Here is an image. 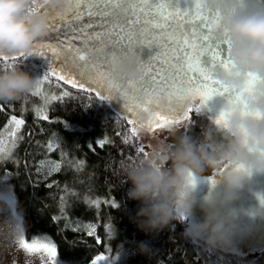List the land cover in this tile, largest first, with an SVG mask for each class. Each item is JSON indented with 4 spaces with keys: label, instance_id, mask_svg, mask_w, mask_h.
<instances>
[{
    "label": "trees",
    "instance_id": "16d2710c",
    "mask_svg": "<svg viewBox=\"0 0 264 264\" xmlns=\"http://www.w3.org/2000/svg\"><path fill=\"white\" fill-rule=\"evenodd\" d=\"M7 57L0 61V71L17 67L30 75L37 72L31 58ZM65 88L66 93L47 107L31 90L15 101H0V131L12 116L24 120L11 153L0 161V186L15 196L27 241H50L60 261L68 264H87L100 255L109 257L112 264H264V249L237 254L205 242L198 247L193 242L201 241L185 237L179 221L150 233L138 228L133 219L136 202L128 198L130 181L124 169L127 161L142 155L125 143L137 125L128 124L129 119L86 88ZM191 121L193 142L200 143L206 132L211 140L221 139L205 115L193 111ZM168 133L164 130L161 137H166L167 145L173 144ZM159 135L155 138L162 141ZM101 141L107 142L101 146ZM139 143L146 152L151 150L140 136ZM57 165L59 170L52 171ZM46 167L51 171L44 174ZM91 228L95 234L89 236ZM141 242L149 245L148 253L140 251ZM209 248L215 251H204ZM244 255L245 261L241 260Z\"/></svg>",
    "mask_w": 264,
    "mask_h": 264
},
{
    "label": "snow or ice",
    "instance_id": "6c2138e0",
    "mask_svg": "<svg viewBox=\"0 0 264 264\" xmlns=\"http://www.w3.org/2000/svg\"><path fill=\"white\" fill-rule=\"evenodd\" d=\"M35 3L36 0H33ZM243 6L244 0H234L230 14ZM33 10L47 13L49 28L43 36L51 32L58 37L69 29L75 31V25L86 15L103 21L102 32L93 35L87 29L80 31L75 37H83L80 47L71 42L62 48L59 44L56 48L50 44L34 47L49 48L57 58L63 57V66L75 70L80 80H73L67 73L61 74L55 69L49 75H55L59 80L82 90L87 83L90 90H97L96 94L101 100L115 96L125 101L127 111L136 117L135 120L129 119L128 124L139 122L138 127L130 129L131 136L125 138V143L138 154H147L146 146L139 143L141 130L152 135L167 130L190 137L189 132L194 126L191 121L193 111L197 116L205 115L215 127L221 129L226 127L233 111L250 119H264V113L250 106V94L258 84L254 74H244V83L239 89L216 78L221 71L235 75L240 73L235 72L234 62L228 55L231 45L215 38L220 12L203 11L201 0H183V7L180 0H73L72 6L65 9L40 5L39 8L33 7ZM92 27V24L87 25L88 29ZM57 48L60 50L57 51ZM132 50L137 53L136 63L143 68L142 76L136 79L127 77L119 69L121 58ZM18 55L27 58L26 53L19 52ZM16 58L12 57L13 60ZM8 59L0 52V61ZM44 79H49V76ZM40 86L37 80V91ZM104 92L108 95H104ZM11 121L17 128L24 124L23 119L15 116L11 117ZM181 127L184 129L182 133ZM106 142L101 141V146ZM168 147H174V144H168ZM4 159L3 150L0 149V161ZM57 170L58 165L52 169ZM224 170L221 168L219 171L223 173ZM233 170L251 175L241 165H236ZM216 177V173H213L192 179L191 182L194 188L197 185H212L217 182ZM3 180H7V174ZM0 200L9 205L3 214H11L19 230L15 241L18 248L29 254L46 252L55 264V245L50 241L34 239L28 242L25 239L22 217L16 213L15 196L8 192L0 195ZM107 203L112 207L117 206L112 201ZM260 203L264 204V199ZM261 228L264 229V226ZM94 234L95 229L91 228L88 235ZM97 240L99 242L98 237ZM193 243L203 248L202 241ZM204 251L211 254L215 250L209 248ZM237 254L240 253L237 251ZM104 259L98 256L92 264Z\"/></svg>",
    "mask_w": 264,
    "mask_h": 264
},
{
    "label": "clouds",
    "instance_id": "9594fccd",
    "mask_svg": "<svg viewBox=\"0 0 264 264\" xmlns=\"http://www.w3.org/2000/svg\"><path fill=\"white\" fill-rule=\"evenodd\" d=\"M43 7L65 9L73 0H40ZM234 0H201L205 12H220L215 38L230 45L228 55L235 65L233 72L221 71L216 78L239 89L244 74H254L258 84L250 94V106L264 113V0H244V6L234 14ZM49 28L47 13L33 10V0H0V52L31 53L34 42ZM135 50L119 63L120 72L129 78L142 76L143 68L136 63ZM34 86L33 77L21 68L0 71V101L10 102ZM221 139L214 141L205 133L200 143L183 135L174 147L155 143L146 155L130 159L124 169L130 187L128 198L136 202L133 219L142 231L150 233L166 227L172 221L184 224L183 234L190 240L203 239L207 245L230 243L235 234L234 220L241 194L251 191L257 202L264 199V189H253L252 178L264 176V119L255 120L233 111L226 127H216ZM241 165L251 172L234 171ZM224 172L220 173V169ZM217 175V182L201 190L192 179ZM199 216V218H196ZM6 238H16L19 230L12 218L0 228ZM142 253L149 245L139 244Z\"/></svg>",
    "mask_w": 264,
    "mask_h": 264
},
{
    "label": "rangeland",
    "instance_id": "374dc122",
    "mask_svg": "<svg viewBox=\"0 0 264 264\" xmlns=\"http://www.w3.org/2000/svg\"><path fill=\"white\" fill-rule=\"evenodd\" d=\"M36 4L37 6L35 7L39 8L41 5L40 0H37ZM26 57L29 59L31 58L32 67L37 71L36 73H33L31 75L34 81V86L31 88V91H33L36 94H39L43 101V103L41 104H44L43 106L47 107V105L52 100H54L53 97L57 98L58 96L65 94L66 93L65 87H69L72 84L67 83L64 80H59L58 77L55 75H49L52 69H55L57 72H60L61 74H65V73L61 71V68L58 66L53 52H51L46 47H40V48L33 47L31 53H26ZM27 58L21 57V60H26ZM45 76H49V79L45 80L44 79ZM70 78L74 80V78H72L71 76ZM37 80L40 81V85H41L39 91H37L35 88ZM55 83L59 85H56ZM53 86L57 87V89H55ZM134 124H136L137 127L139 126V123H134ZM19 128L20 127L17 128L14 122L10 120L8 124L0 131V149L3 150L5 157H7L11 153L13 144L16 142L17 139ZM181 132H182V127H181ZM139 136L141 141L143 143L144 142L147 143L150 149L158 141L163 142L165 144L167 143L165 141L166 137L165 136L161 137V134L159 135V137L162 139V141L155 138V135H152L143 130L140 131ZM179 136H181V134L177 135V134H173L172 132H169L167 138L169 141L172 140L174 144L176 138ZM46 168L47 169H45L43 172L44 174L51 171V169H48V167ZM46 170L47 172H45ZM6 194H7L6 188L3 185L0 186V195H6ZM8 207L9 205L4 200H0V228L4 227V220L6 218L14 219L11 214H7V215L3 214V210ZM17 238L18 237L6 238V236L3 233H0V264H53V259L50 258L46 252L41 251V252L29 254L26 253L24 250L19 249L17 244L15 243ZM40 241L47 242L45 240H40ZM200 241L205 242L203 239H200ZM28 242H32V241H28ZM100 256L105 257V259L97 261V264H112V261L109 257L105 255H100ZM95 259L88 262L87 264H92V262ZM241 260L245 261L247 260V257H245L244 255L241 258ZM55 264H68V263L60 261V259L57 256L55 258Z\"/></svg>",
    "mask_w": 264,
    "mask_h": 264
},
{
    "label": "water",
    "instance_id": "95a60500",
    "mask_svg": "<svg viewBox=\"0 0 264 264\" xmlns=\"http://www.w3.org/2000/svg\"><path fill=\"white\" fill-rule=\"evenodd\" d=\"M180 6L183 7V0H180ZM89 24L93 25V27L90 29L87 28V25ZM75 29V31L69 29L58 37H56L54 33L49 32V35L38 38L34 42L33 47L35 45L50 44L53 48H56L59 44L62 48L69 42H71L76 47H80L82 46L83 37H80L79 39L75 38L79 35L80 31L87 29V31L91 32L93 35L98 32H102L104 30L103 21L95 16L89 17L86 15L82 21L75 25ZM59 50L60 48H57V51ZM18 53L19 52H2L3 55L7 56L18 55ZM54 55L58 66L61 69L63 68V72L67 73L69 76H72L74 80L79 81L80 77L77 75L75 70L63 66V57L57 58L56 54ZM85 88L89 92L93 93L97 98H99V96L96 94L97 90H90L87 83L85 84ZM104 95H108V93L104 92ZM103 101L119 116L125 117L126 119H136V117L127 111L126 103L123 99L113 96ZM137 111H139V109H137ZM252 186L254 190L264 189V176H254L252 178ZM237 207L240 208L241 211L234 220L235 234L232 236L230 243L219 246L225 251H238L241 254H246L248 252L257 251L264 248V229L261 228L264 226V208H262L257 202L253 193L247 190L241 194L240 200L237 202ZM196 218H199V216Z\"/></svg>",
    "mask_w": 264,
    "mask_h": 264
},
{
    "label": "flooded vegetation",
    "instance_id": "af4514ba",
    "mask_svg": "<svg viewBox=\"0 0 264 264\" xmlns=\"http://www.w3.org/2000/svg\"><path fill=\"white\" fill-rule=\"evenodd\" d=\"M200 188H201V190H204V189H206V185L200 186Z\"/></svg>",
    "mask_w": 264,
    "mask_h": 264
},
{
    "label": "bare ground",
    "instance_id": "6f19581e",
    "mask_svg": "<svg viewBox=\"0 0 264 264\" xmlns=\"http://www.w3.org/2000/svg\"><path fill=\"white\" fill-rule=\"evenodd\" d=\"M262 249H264V248H262ZM259 250H261V249H259Z\"/></svg>",
    "mask_w": 264,
    "mask_h": 264
}]
</instances>
